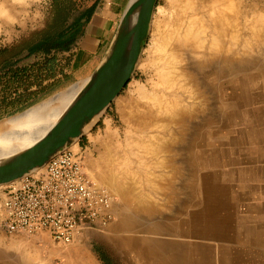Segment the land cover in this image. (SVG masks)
Listing matches in <instances>:
<instances>
[{"label":"rangeland","instance_id":"1","mask_svg":"<svg viewBox=\"0 0 264 264\" xmlns=\"http://www.w3.org/2000/svg\"><path fill=\"white\" fill-rule=\"evenodd\" d=\"M95 1L0 0V103L15 97L16 86L20 92L24 89L17 81L8 83L2 65L19 58L24 59L20 66L42 64L43 54L25 57L29 47L66 29ZM187 6L188 0H158L139 64L119 96L132 97L124 108L126 120L116 99L73 149L84 153L86 168L93 176L88 156L99 158L101 144L96 138L110 125L124 142L121 149L152 202L129 208L98 180L116 197L114 220L106 228L85 229L72 242L62 243L46 233L7 234L1 225V185L0 264H254L255 260L264 264V0H226L221 4L220 9L231 17L232 31L224 43L231 47L235 66L230 85L227 77L222 78L219 91L206 88L208 101L199 119L201 129L195 145L193 128L188 144H174V152L148 155V146L131 143L133 138L126 140L127 134L141 133L147 143L168 135L162 116L151 119L156 108L153 102L139 96L136 89L164 86L149 56L153 22L172 23L179 13L197 19L193 8ZM75 54L72 50L53 52L48 55L51 69L30 74L31 89L39 88L38 76L49 93L28 108L85 82L97 65L73 74ZM28 108L3 114L0 122ZM162 173L172 187L160 193L147 177Z\"/></svg>","mask_w":264,"mask_h":264},{"label":"bare ground","instance_id":"2","mask_svg":"<svg viewBox=\"0 0 264 264\" xmlns=\"http://www.w3.org/2000/svg\"><path fill=\"white\" fill-rule=\"evenodd\" d=\"M225 1L188 0L187 8H193V13L199 16L197 18L199 20L193 15L187 19L185 13H179L172 23L163 25L160 19L153 22L156 24L152 31L153 45L148 48L151 53L149 56L157 65L160 80L164 86L141 85L136 90L139 96L153 102V106L156 108L150 113L151 119H153V115L162 116L163 129L168 135H159L153 141H149L150 143L145 142L141 133L135 134L133 137L130 134L126 135V140L133 138L131 143L138 144L142 148L148 146L150 149L148 155L162 151L174 152L176 148L174 144L184 142L188 144L187 139L191 128L194 129L195 136L192 143L195 145L201 129L199 119L203 110L206 109L204 105L208 101L206 88L217 92L221 88L222 78L226 79L231 76L235 59L230 53L231 47L224 43L225 37L232 31L231 17L220 9L221 4H225ZM231 78L227 79L229 85L232 82ZM89 81L90 78H87L78 86L62 90L25 111L2 120L0 122V159L26 149L44 136L83 93ZM119 96L116 98L117 103L126 120L124 108L132 97L119 98ZM91 125L87 126L85 131ZM77 142L65 149L70 147V149H75L78 145ZM96 142L101 144L98 148L99 158H94L91 154L88 156L92 177L99 184L103 182L116 192L127 202L129 208L134 207L136 203L143 206L145 204L142 203L152 202L141 187L142 182L139 174L137 175L134 168L130 167L127 156L121 149L124 142H121L119 133L109 125L105 134L96 138ZM136 156L138 157V155ZM45 166L46 164L34 173L43 171ZM163 174H153V176L148 175L147 177V182L153 186L156 192H166L172 187L170 181L166 179L165 182ZM105 185L102 186L113 194ZM154 204L152 205L154 206Z\"/></svg>","mask_w":264,"mask_h":264},{"label":"built area","instance_id":"3","mask_svg":"<svg viewBox=\"0 0 264 264\" xmlns=\"http://www.w3.org/2000/svg\"><path fill=\"white\" fill-rule=\"evenodd\" d=\"M1 225L7 234H48L72 242L85 229L106 228L116 197L88 172L81 151L65 149L41 172L3 186Z\"/></svg>","mask_w":264,"mask_h":264},{"label":"water","instance_id":"4","mask_svg":"<svg viewBox=\"0 0 264 264\" xmlns=\"http://www.w3.org/2000/svg\"><path fill=\"white\" fill-rule=\"evenodd\" d=\"M158 0H129L113 40L89 84L61 118L31 146L0 159V186L32 174L87 132L130 82L149 39ZM91 125V126H92Z\"/></svg>","mask_w":264,"mask_h":264},{"label":"trees","instance_id":"5","mask_svg":"<svg viewBox=\"0 0 264 264\" xmlns=\"http://www.w3.org/2000/svg\"><path fill=\"white\" fill-rule=\"evenodd\" d=\"M99 2L100 0H96L94 3L89 5L81 14V16L77 18L66 29L60 31L57 34L46 36L29 47L28 54L25 57L29 58L33 55L43 54L46 58L42 64L37 63L31 68L26 66H20L19 63L22 62L24 59L19 58L16 60H7L2 65L1 69L4 72L3 74L7 77L8 83L13 84L17 81L19 82V85L24 87V89L20 92L18 91L19 86H16L14 88L15 90H17L15 97H13L11 101H8L4 104L0 103V116L11 111H19L28 108L34 102H36L42 95H46L49 93L48 87L42 85L43 83L40 80V77L38 76L36 77V83L39 88L36 90H32V83L30 82L32 76L30 74H33L34 71H38L39 73H41L45 69H51V61L50 59H48V55H50L51 53L67 51L72 48L76 40L81 35H83L84 26L92 18ZM1 81L2 78H0V83Z\"/></svg>","mask_w":264,"mask_h":264},{"label":"crops","instance_id":"6","mask_svg":"<svg viewBox=\"0 0 264 264\" xmlns=\"http://www.w3.org/2000/svg\"><path fill=\"white\" fill-rule=\"evenodd\" d=\"M129 0H100L95 13L84 26L81 35L69 51L76 52L74 73L85 72L94 64L99 65L106 53ZM96 66V67H97ZM86 68V69H85ZM86 80V79H85ZM254 264H263L256 261Z\"/></svg>","mask_w":264,"mask_h":264}]
</instances>
